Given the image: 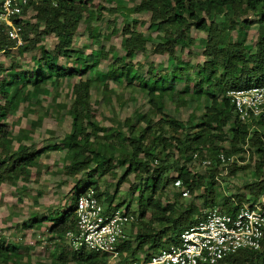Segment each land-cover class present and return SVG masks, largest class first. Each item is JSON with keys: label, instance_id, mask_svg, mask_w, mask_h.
<instances>
[{"label": "trees", "instance_id": "1", "mask_svg": "<svg viewBox=\"0 0 264 264\" xmlns=\"http://www.w3.org/2000/svg\"><path fill=\"white\" fill-rule=\"evenodd\" d=\"M91 1L38 0L30 6L29 17L23 21L16 20L21 27V45L16 48L14 42L0 30V55L8 57V51L14 48L20 54L30 53L31 62V67L23 70L16 69L15 65L1 69L0 63V182L4 178L14 181L21 173L26 176L27 168L40 152L28 151L25 145L19 143L18 136H10L7 115L15 112L21 101L27 105L31 100L37 102L39 95L47 93L48 86L55 87L64 80L75 79L69 86V105L66 109L70 128L53 148L64 151L71 172L87 170L88 177L97 172L99 175L107 172L115 154L119 156L117 161L120 164H126L118 182L129 173H143L144 177H139L142 182L136 198L138 206L135 221L130 225L138 228L133 236H129L120 245V258L117 261V264H141L146 263L150 254L157 249L176 243L180 232L195 224L201 209L220 205L225 213L230 214L241 203L242 199L237 196V203L226 196L217 198V155L228 158L243 153V148L247 147L264 159V137H260L255 131L249 132L247 125L237 121L226 96L233 89L264 84V0H138L131 6H128V2L134 0L116 3L103 10L114 16L113 21L117 18L121 20L119 31L122 56L110 46L104 49L99 41H95L97 49L86 55L71 48L80 23L100 21L102 18L98 11L87 7ZM249 12L256 13L255 21L241 18ZM22 15H25V9ZM137 15H148L146 31L156 33L152 52L164 55L167 64L173 66V71L167 75L144 79L138 76L136 69L127 61L145 49L146 37L136 29V25L143 24L138 22L135 17ZM215 21L219 23L220 29L225 26L230 29L237 27V38L241 40H245L246 29L256 24L257 36L253 52H248L241 41L237 42L225 31L216 29ZM87 27L86 25L85 28ZM105 27L108 28V25ZM191 30L206 33L204 38H198L197 46L201 49L204 60L191 92L196 100L205 97L210 104L204 108L202 119L198 122L191 123L189 118L186 123H181L163 113L164 99H175L171 84L178 79L175 71L181 68L174 56V49L179 46L181 52L183 47L192 42L189 37ZM88 31L89 37L96 36L93 29ZM48 37L54 39L51 46L46 44ZM35 51L36 55L33 53ZM60 59L62 62H59ZM101 60L109 61L106 71L98 69ZM68 62L72 65H66ZM107 80L116 83L124 81L128 86L136 82L139 91L146 97V104L151 112L136 113L132 119H125L119 127L108 130L100 127L90 104V90L92 86L101 85V90L105 93L108 89ZM185 103L184 100L181 102L183 105ZM154 116H157L155 121L152 120ZM38 121L39 117L36 118V122ZM223 140L228 141V150L216 145V141ZM13 143L17 146L11 150ZM170 150L175 151V160ZM164 152L163 160L149 171V163L158 160ZM193 154L196 155V161H210L203 177L195 174L190 176L187 170V163L194 161ZM178 161H182V164L176 168ZM226 169L232 175L239 167L233 162ZM172 170L177 172L175 178L168 177ZM175 180H179V188L185 187L190 193L198 188L202 189L198 195L203 205L200 210L190 204L182 212H177L173 205L161 207L159 199L153 198L157 190ZM77 186L74 187L69 207L60 216L53 220L34 219L31 223L51 221L47 230L50 238L62 242L64 233L73 225V204L78 194L91 188L100 203H113V195L99 193L94 181L82 183L79 188ZM256 187V191L251 187L250 195L243 202L255 201L264 192V183H257ZM120 204L115 206L120 207ZM128 209L129 204L126 203L125 210ZM146 209L153 216L156 229L137 223ZM135 212L132 214L135 215ZM149 223L148 221L147 224ZM64 250L65 248L57 247L50 264H104L106 260L104 256L92 252ZM18 255L17 246L0 242V264H17ZM253 262L264 264V238L259 250L239 251L217 264Z\"/></svg>", "mask_w": 264, "mask_h": 264}, {"label": "rangeland", "instance_id": "2", "mask_svg": "<svg viewBox=\"0 0 264 264\" xmlns=\"http://www.w3.org/2000/svg\"><path fill=\"white\" fill-rule=\"evenodd\" d=\"M122 1L128 0H92L88 3L87 7L92 11H98L102 18L100 21L89 20L86 24L80 23V29L75 33L71 48L86 55L97 49L98 44L95 41H99V45L103 46L104 49L110 46L119 56H122L119 31L121 20L117 18L113 21L114 16L108 15L103 10ZM137 2L138 0L128 2V6ZM27 17H29V13L25 16V18ZM135 17L138 22L143 23L136 25V29L146 37L145 49L127 61L136 69L138 76L144 79L148 77L157 78L159 75H167V73L172 72L173 66L167 64L165 56L152 52L153 44L156 42L154 39L156 33L146 31L148 15ZM241 18L253 22L256 20V13L249 12ZM86 25L87 28H85ZM106 25L108 28L105 27ZM215 28L220 29L219 23L216 21ZM90 29L95 31V37L88 36ZM220 30L234 37L237 42L241 41L240 43L246 46L248 52H253L257 36L256 24H252L246 29L245 40L237 38L239 37L237 27L230 29L225 26ZM205 34V31L191 30L189 37H191L192 42L183 47L181 52L179 46L174 49V56L178 59L177 62H179L181 69L175 71L178 79L171 84L175 91V99L173 101L168 98L164 99L163 113L174 117L181 123H186L189 118L191 123L198 122L202 119L204 108L210 104L205 97L196 100L191 92L196 83L198 69L204 60L201 49L197 46L198 38H204ZM53 43V37L46 39L47 46H51ZM33 53L37 54L36 51ZM29 56L30 53L20 54L13 48L8 51V57L0 55L1 69H8L10 65H15L16 69H29L31 67ZM59 62L62 60L60 59ZM108 63V60H101L98 69L106 71ZM66 65L72 64L68 62ZM73 82L75 79L64 80L55 87L48 86L47 93L39 95L37 102L31 100L28 105L23 101L19 102L16 111L11 112L6 118L10 136H18L19 143L25 145L28 151H40L33 160V164L27 168L26 176L21 173L14 181L11 178H4L0 182V242L18 247L17 264H50V259L53 254H56L57 247L65 248L64 251L67 252L68 247L64 240L60 242L55 238H50L47 230L52 223L51 221L33 224L31 222L41 218L53 220L60 216L69 207L76 185L79 188L82 183L94 181L99 193L107 196L113 195V204L121 203L120 207L124 209L128 203L130 212H135L138 206L136 198L142 182L139 177H144L143 173H129L121 182H118L124 173L126 164L122 165L117 161L119 158L117 154L113 156L114 160H112L111 167L107 172L102 173V175L97 172L88 177L87 170L78 173L71 172L68 169V161L64 151L53 148L58 145L63 135L70 128V119L66 114V109L69 105V86ZM135 83L128 86L124 81L116 83L107 80L108 89L105 93L101 90V85L92 86L90 104L100 127L106 130L119 127L125 119H132L136 113L151 112L149 105L146 104V97L142 95ZM183 100L186 102L184 105L181 104ZM38 117L40 121L36 122ZM156 119L157 116H154L152 120L155 121ZM110 145L113 144L110 142ZM216 145L225 150L229 148L227 140L216 141ZM16 146L17 144L13 143L11 150H14ZM243 149V153H237L233 159L235 166L239 169L232 175H229V170H221V175L217 176L216 192L218 199L226 196L230 201L237 203L235 201L237 196L242 199L241 203H246L243 200L250 195L251 187H253V191H256V184L264 183V159L248 150L247 147ZM170 151L175 160V151ZM165 153H162L158 160L149 163V171L152 167L159 165ZM181 164L182 161H178L176 168H179ZM207 168L198 160H194L190 164L187 163L190 176L195 174L203 177L206 175ZM176 174L177 172L172 170L168 173V177L175 178ZM22 177L25 179L23 180ZM183 191L186 192L185 196L182 195ZM201 192L202 189L198 188L190 193L187 188H175L173 182H169L162 189L157 190L153 198L159 199L161 207L173 205L177 212H182L190 204L196 210H200L203 205L198 195ZM218 202L220 201L218 200ZM134 216H136V212ZM152 220L153 216L149 209H146L143 217L137 223L156 229L157 225ZM148 221L149 224H147ZM137 228L134 225L133 227L129 226L127 236H133Z\"/></svg>", "mask_w": 264, "mask_h": 264}, {"label": "built area", "instance_id": "3", "mask_svg": "<svg viewBox=\"0 0 264 264\" xmlns=\"http://www.w3.org/2000/svg\"><path fill=\"white\" fill-rule=\"evenodd\" d=\"M37 1L0 0V30L14 42V48L21 45V27L16 20L23 21ZM226 96L237 121L264 137V84L233 89ZM234 158L217 155L215 181ZM192 159H196L195 154ZM201 164L208 167L210 161L205 159ZM173 185L179 188V180ZM73 206V225L64 233L68 250L96 253L105 257L104 264H117L120 245L128 239V227L135 221L132 212L113 203H100L91 188L78 194ZM263 238L264 192L255 201L240 203L230 214L219 206L201 209L195 224L181 231L176 243L157 249L141 264H217L239 251L259 250Z\"/></svg>", "mask_w": 264, "mask_h": 264}]
</instances>
